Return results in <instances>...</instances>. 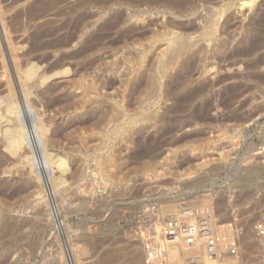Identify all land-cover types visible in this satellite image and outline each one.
<instances>
[{"label":"rangeland","instance_id":"obj_1","mask_svg":"<svg viewBox=\"0 0 264 264\" xmlns=\"http://www.w3.org/2000/svg\"><path fill=\"white\" fill-rule=\"evenodd\" d=\"M1 1L0 2L3 4V6L1 4V7H3V19L6 16L8 18L7 19L5 17L6 22L9 23L11 21V15H13L15 12L14 9H21V7L19 6H21L23 3L17 4L18 0H12L14 1L13 3L11 0H5V2L4 0ZM56 1H59L60 3L63 1L61 3L62 5H59L61 8H66L68 7V3L70 6L71 4H73V2H75V0H66V2H64V0ZM115 1L116 0H113V2H111L109 6L111 12H108L109 17L107 16V19H109L114 14L123 13L127 18H130V23L125 26V29H128L132 26L139 29L142 24H145L144 26L147 27L148 23L151 24L153 22H156L160 18V16L157 17L156 15H139L140 13L137 12V9L130 8L129 6H122L119 4V2ZM93 9L95 8L85 9L87 10L88 14L92 12V15L90 14L89 17H96L95 19L88 18V21L86 20V24L88 26L85 25L87 26V28L84 27L86 28L84 30V33H86L87 35L89 32H95V30L98 31L101 28V25H103L102 23L107 20H101V22L100 19H98L101 16L99 14L100 8H96L94 11H92ZM8 10L9 12H7ZM201 11L202 13H200L202 15L206 14L205 12H207L204 10ZM232 13L233 25H235L234 28H239L243 23H248L249 20L246 18L247 15H249V12L247 11V9L242 13H239L237 11L234 12L233 10ZM244 13L245 16L243 17ZM143 18L147 19L145 23H142L141 21H139L138 24L136 23L137 20H141ZM90 19L91 21L90 23H88ZM95 20L98 22H96L97 24L94 23ZM2 27L3 24L0 21V40L2 41L1 43L3 45L2 49H4L3 53L6 59H8L6 60V65L8 64L7 67L8 71L10 72L8 74V77L10 78H5V76L7 77L8 72L4 76L5 79L0 78V86H3L1 88L2 90L0 95L5 98L0 99L2 100L1 104L2 102L5 104H3L2 107H6L9 101H11L9 102V104H13L15 102V104L13 105H17L18 107H21L22 104L26 102L31 104L33 103L32 105H30L32 106L31 112L34 111L33 114L36 116L40 126L42 120L44 121L46 119L48 121V118L50 119L49 122L51 123H49L50 125L47 126L50 127L48 128L50 132H48L45 137L43 136V157H48L49 155L50 163L52 162L50 164L52 171L50 173V179L48 177L46 180L45 177H43L41 174L33 173L31 165L28 163V161L25 160V163L24 161H21L22 159L24 160V158L27 159L26 157L29 156V154H27L29 151L26 148H23L21 151H19V154L17 153V155L15 156L11 155L10 158V152L7 150L5 144L4 129H6V127L12 126V123H14L15 121L16 122L14 124H16L17 119H14L18 116L12 114L13 117H15L13 118L10 114H8L10 116L9 118V116L6 115V117L4 118L5 120H2V122L4 123H0L3 124V126H0L4 131L2 132V129L0 131V157L6 155L4 157V160H6V166L4 163L2 168H0V184L1 182L2 184L4 183V185H0V188L1 186L2 188L3 186L7 188V181L9 185V193L8 191L3 193L1 190L2 188L0 189V193L2 192L0 194V264H99L101 261V264H114L115 262L118 264V262L120 261V264H126V262L127 264H130L129 262H131L133 259L132 255H138V253L140 254L138 255V257H141L140 260L143 258L141 260V263L139 260L138 263L145 264L147 248L157 235L156 230L157 228H159V223L161 224L163 218H165L166 216V213H164L165 215H162V212L167 206L176 205L179 209L181 206H183V204H206L209 202H212L215 207L216 221L219 223L221 221H228L227 223L232 226L231 228L233 241L235 240L232 245L236 244L240 251V255L237 258H233L228 256V250L232 245L227 247L224 251V258L228 259L227 262L233 260H236L238 264H257L261 262V258H259L261 257V250L260 248L255 247L256 243L254 240V225L255 222L259 219L260 214L264 212V87L255 90L252 89V91L249 90L246 91V93L243 92L242 94H245H240L242 96H239V101H237V103L228 106L220 103V100H218V96L220 99V92L219 89H216L215 91H212L210 93V96L215 97V103L207 107L208 109H201L200 107L195 106L186 108L188 109V111L185 110V108L181 109L180 111L174 107L172 102L164 105L163 103L157 104V100H152L148 105L144 107L145 110L140 109L138 111L131 112L129 115H132V113H140L141 115L145 116H153L154 113L152 112L159 110L157 116H162L164 119H161L159 121L153 120L149 123L139 124L137 128H140L141 130L136 134L137 136L135 135L133 137V140L131 141L132 149L130 150H127L124 147L128 140H126V136V138H124L113 134L116 130L125 125L124 121L116 122L114 123V125L112 124L113 122L107 123L106 127L108 125V128L104 127L103 129L106 130V133L105 131H101L103 126L96 127L94 126V122L84 124L80 129H77V127L79 128V126H74L66 130L62 139L57 137L58 139L55 138V142H52L50 138L53 136V134H55V129L57 130L61 127L67 128L69 123H77L80 122L81 118V121L85 120L84 118H87V116H84L80 119H74L75 115L73 116L71 114L64 113V105L66 104L64 102L66 100V96H70L71 100L78 99L82 93L81 90H74L73 88H70L73 82L85 79L84 82L86 84H91L93 82L96 83L98 82V79L101 76L103 78L105 74L103 82L99 81L97 83L98 91L95 92V94H93L91 97L94 100L98 99L101 101L107 100V97L111 99L112 97L113 99H117L120 91H122V83L120 84V82L126 79L124 78L126 77V74L124 75V73L126 72L125 69H127V66H129L128 64H126L125 57L130 56L131 53H134L135 51L137 52L138 49L142 50L143 48H141V46H139V48L138 46L131 48L132 46L130 44L129 47L126 48L125 45H128L123 44V40L125 41L126 39H119L122 31H112L110 33L108 32L107 39L106 37L103 38L104 40L102 39L103 43L105 44H101L102 42L100 41L101 47L98 48L99 50H97V52L93 56H90L86 60H81L78 63L70 61V63L68 61L64 62V65L61 66L62 68L60 67V69L58 68L55 69L56 71H53L52 68L55 67L53 66L55 65V62H57L59 58H62V56L70 53L71 51L64 50L60 53H57L58 55H49L51 59H48L47 61H41V59L39 58V55H42V53L34 54L31 57H25V53H27L26 50H29L30 45L28 42L26 43V45L24 41H21L20 37V39L18 38V36H21L20 34H22V32L17 33L14 29H12V32H14V34L11 35V38L13 37L12 40H15L14 43L19 48V51H17V55H21L20 64L22 69L26 70L27 67L33 65L35 66V64L38 62L37 64L40 65L36 66L39 68L38 71L40 73V76L35 79L37 80L34 81L36 82L35 85H41L42 80L40 79H42L41 77L43 76L49 79L44 83L45 86L42 85L43 88L41 86H39L40 88L38 86L36 87L31 83L29 84L34 86V88L32 86L24 87L19 79L18 70L15 69L16 67H14V61L10 59L11 55L10 51L8 50L9 47H7V41L5 40V31ZM117 40L119 42L121 40L122 41L119 43ZM113 41H116V43H114ZM4 42L6 45L4 44ZM125 42L127 43V40ZM144 43L146 44V42ZM122 46L123 48H125L123 49ZM72 47L76 48L77 44L74 43ZM129 48H131L132 50ZM134 49L135 51H133ZM37 57L38 59H36ZM0 59V64L1 61L3 64L2 56H0ZM29 60L32 62V64ZM122 62H124L125 64H123ZM116 63H119L118 65L120 67L118 66V68L119 70H121L120 72L119 70L114 72L115 74H108L105 72V69L107 70L106 67L110 66L109 68H112V64ZM2 64L0 65V72L1 69L2 72H5L3 71L5 69H3L4 65ZM66 71L67 73H65ZM56 72H58L59 75ZM61 72H64L65 74ZM117 72L119 75L122 73L123 77H118V74H116ZM60 74H62V76ZM109 75L110 77L108 78L112 79H106L112 80L110 81L112 82V84L110 85H113V87L102 85L104 83L105 77ZM47 76L52 78L50 79ZM215 78L213 77L212 73L205 74V79H207V82ZM119 79L122 81H119ZM10 83L14 84H12L11 86ZM31 87L32 89H30ZM51 88L55 89L60 94L59 96L56 92V96L60 99V103L55 108H49L48 104L45 103L46 101L44 100V102L42 99L43 96H46V93L48 92L47 90ZM117 88H119V90H117ZM63 89H67V91H64ZM11 90L13 91L11 92ZM43 93H45V95ZM26 94H29V96L31 97H28V95L26 96ZM50 98L53 97L51 96ZM5 100L6 102H4ZM16 102L19 103L16 104ZM97 108L102 109L103 107L99 106ZM171 110L173 112L170 113L169 111ZM166 111L169 113H167ZM177 111H180L179 113L181 114L179 115V113H176ZM166 113L169 115H167ZM176 115L179 116L175 117ZM185 117L192 118H189L190 120L186 118L185 120ZM11 120H13L14 122ZM46 120L44 122H46ZM188 120L190 121V123H188ZM183 121L187 122L184 123ZM172 122L174 125L172 124ZM179 122L182 125L185 124L186 126H182ZM57 123L59 124V127ZM166 124H168V126ZM53 127L55 129H53ZM173 128H175L176 130ZM81 136L88 139L86 145L81 144V142L79 141ZM45 138L47 141L45 140ZM122 138L125 139L126 142H124V140L122 141ZM68 141L70 144L68 143ZM128 142L130 141L128 140ZM148 142H152L154 143V145L157 144V147L155 149L156 151H151V154L147 152L145 153L146 155L143 154V156L137 153L140 152V146ZM120 146H122L123 148L121 147V152H118L117 150H119ZM45 149L48 153H46ZM113 152L118 155V159L126 160V164L123 165L120 169H113V172L118 174V177L114 179H112L113 177H110L109 174L108 176H106L107 174L103 173V171L101 170H99L101 171L100 173H102V175L100 176V173L97 174V172L99 171H97L95 167V156L104 154L107 155ZM63 154H65V157L63 158H65L67 163V168H65L64 172L58 169L59 166L57 165L59 157L64 156ZM7 155L9 156L7 157ZM136 157L139 161L138 163L136 162ZM54 160L55 163H53ZM21 162L24 164L22 165ZM79 163H81L80 166ZM20 164L21 167L18 166ZM13 165H17L18 169H16L17 167H13ZM27 170H29V176ZM250 170H254V174L249 175ZM8 172H11L13 174ZM17 172L18 174H20L18 175ZM104 175L108 179L103 177ZM60 178L62 179L61 181H63L62 184H59L61 183ZM53 179L55 180V182H57V179H59V182L57 183L59 189L57 188V186H53ZM21 182H23V184L25 183V185L28 184L30 190H28L29 188L27 187V185H24L25 187H27V193H22L15 197L7 196L11 194L13 195L12 192H14L17 187L19 188L20 186H22ZM14 184L18 185L17 187L15 186V190ZM68 194L70 197L68 196ZM9 198L11 199L9 200ZM2 200L5 202H3ZM64 204L66 206L65 208ZM72 204H74V206ZM34 206H36L35 209ZM38 216H42V218L36 220L35 218H38ZM46 217L48 219H46ZM49 218L54 219L51 220ZM92 218L94 221L92 220ZM27 219L29 221L32 220L33 222H35L36 226L33 228L30 227V229H28L30 231L24 232V236L22 235V233L20 235L18 233L6 235L7 233L4 232V228L8 224V222L12 220L24 221ZM53 220L56 221L53 222ZM246 220H249L250 226L252 228V230H250V226L248 227V231L250 233L248 235L250 237L248 238L249 241H246L248 243L242 241V235L247 230L245 225ZM65 227H67L68 230ZM70 231L72 233H70ZM86 234L89 236H87ZM252 235L253 237H251ZM6 236L8 237L6 238ZM20 236L22 238H20ZM4 238H6L5 241ZM86 242H88L89 244L87 243L86 245ZM244 243L251 245L249 246L250 249L247 248L248 245L245 246ZM100 245L101 247H99ZM77 247H80V249L83 248L84 250H80ZM110 248L112 249V253H110ZM251 248L254 252L250 251L252 250ZM74 250L75 253L76 251H78V259L76 260L75 255L72 254ZM113 251L115 255H113ZM45 252L48 253L46 254ZM115 252H118L120 256ZM249 252L252 253L250 254V256L248 255ZM109 254H112L111 259L108 258ZM123 256H125L126 258ZM128 256H130L131 258H128ZM100 257H103L105 259ZM116 257H119V260L118 258L116 259ZM120 257L123 259L120 260ZM257 258L260 260H258ZM96 259L99 260V263L98 261H96ZM17 260L18 263H16ZM77 260H80L79 263L77 262Z\"/></svg>","mask_w":264,"mask_h":264},{"label":"bare ground","instance_id":"obj_2","mask_svg":"<svg viewBox=\"0 0 264 264\" xmlns=\"http://www.w3.org/2000/svg\"><path fill=\"white\" fill-rule=\"evenodd\" d=\"M1 2H0V18H1L0 21L3 24L2 28L5 31V37H6L5 40L7 41L6 43L8 44L7 47H9V49L8 48H5V49H8L10 51V55H11L10 59H12L14 61V65H15L14 67H16L15 69L18 70L19 79H20V81L24 87H28V86L30 87L32 85L36 86L35 85L36 82H34V81H37L35 79L40 76V73L38 71L39 68L36 65H40V64H37L38 63L37 62L35 64V66L33 65L30 67H27L26 70L22 69L21 64H20L21 63L20 62V60H21L20 56L21 55L20 56L17 55L18 54L17 51H19V48L14 43L15 40L14 41L12 40L13 37L11 38V35L14 34V32H12V29H14L15 32H17V33L22 32L23 35L20 34L21 36H18V38L20 37L21 41H24L25 44L28 42L30 45L29 50L28 51L26 50L27 53H25V57H31L34 54L42 53V55H39V58L41 59V61H47L48 59H51L49 55H51V56L54 54L56 55L57 53H60L64 50H70L71 51L70 53L62 56V58H59V60H57V62H55V65H53V66H55L54 68H52L53 66L50 67V68H52L53 71H56L55 69H58V68L60 69V67L64 65L63 64L64 62L70 61V62L78 63L81 60H86L90 56H93L97 52V50H99L98 48L101 47L100 43L102 42L101 44H105V43H103L102 39L104 37H106V39H107L108 32L110 33L112 31H122L119 39L122 38V40L123 39L127 40V43L125 42L126 40L125 41L123 40V44L128 45V46L125 45L126 48L129 47V44L132 46L131 48H134L137 46H138V48H139V46H141V48H143L142 50L136 48V49H138L137 52L134 49L133 50V51H135L134 53H131L130 56L125 57L126 64H128L129 66H127L128 70L125 69L126 72L124 73V75L126 74L125 75L126 77H124L126 79H124L123 81L120 80L122 78L119 79V81H122V82H120V84L122 83V91H120V94L118 93L119 96L117 99H113V97H112V99L107 97V100L101 101L98 99L94 100V99H92L91 96L93 94H95V92L98 91L97 83L99 81L103 82V78L105 76L104 73L106 72L108 74L109 73L113 74L114 72L119 70L118 64L120 62L118 64L117 63L112 64V66H113L112 68H109L110 66L106 67L107 70L104 68L105 72L103 73L104 74L103 78L101 76L99 78L100 80L98 79V82H96V83L93 82L91 84L90 83L86 84L84 82L85 79L73 82V84L71 85L70 88L71 89L73 88L74 90H81L82 93L78 99H72L71 100L70 96H68V95L66 96V100L64 102V103H66L64 105L65 108L63 107L64 111H65L64 113H68V114H71L73 116L75 115L74 119H76V118L80 119L81 117H84V116H87V118H84L85 120H82V121H81V119H82L81 118L80 122H77V123L71 122V123H69V125L67 124L68 125L67 128L61 127V128H58L56 130L53 127V129H55L56 132H54L55 134H53V136L50 138V140L52 142H55L54 139L57 137L62 139L66 130H68L69 128H72L74 126H79V128L77 127V129H80L81 126H83L84 124L94 122L95 123L94 126H96V127H102L103 126L101 131H105V133H106V130H103V129H104V127H106L107 123L113 122L112 124L114 125V123H116V122H123L124 121L125 125L120 127L113 134L118 135L120 137H124V138L127 137L126 140L128 139L130 142H128V140H127V143L124 147H125V149L130 150V149H132L131 141L133 140V137L141 130L140 128H137L139 124L149 123L153 120L159 121L161 119H164L162 116H157L159 110H156L155 112L153 111L152 112V113H154L153 116L151 114H150L151 116H148V115L145 116V115H141L140 113L139 114L132 113V115H129L131 112H135V111H138L140 109L141 110L144 109V107L146 105H148L150 103V101H152V100H154V101L157 100L156 101L157 104L163 103L164 105H167L169 102H172L176 109L181 111V109L185 108V110L188 111V109H186V108H189V107L191 108V107L196 106V107H200L201 109L202 108L205 109V108L209 107L210 105H212L213 103H215L214 102L215 97L210 96V93L212 91H215L216 89H219V92H220L219 93L220 99L218 96V100H220V103L228 106V105H233L234 103H237V101H239V96L244 95L246 93V91H249V90L252 91V89L255 90V89L264 87V0H116L115 2H119V4L122 6H129L130 8L137 9V12L140 13L139 15L143 14V15H149V16L156 15L157 17L160 16L159 20H157L156 22H153L151 24L148 23L147 27L144 26L145 24H142V26L139 29L135 28L133 26L129 27L128 29H125V26L130 23V18H127L123 13H117V14H114L112 16L110 14L111 17L109 19H107V16L109 15L108 12H111L109 6H110L111 2H113V0H78V1L75 0V2H73V4H71L70 6L68 3V7H66V8H61L59 6L63 1L60 3L59 1H56V0H34V1L18 0L17 4L18 3H23V4L21 6H19V7H21V9H19V10L12 8L15 10V12L13 11L14 14L11 15V18H10L11 21L9 20L10 21L9 23L6 22V19H5L6 16L5 15H4L5 17L3 19V14H2L3 13L2 12L3 7H1V4H2ZM4 2H5V0H4ZM13 2L14 1H12V3ZM64 2H66V0H64ZM65 5H67V4H65ZM2 6H3V4H2ZM86 8H88V9H92V8H95V9L98 8L99 9L100 8L99 9L100 13L99 12L98 13L101 16L98 19H100V21L101 20L105 21V19H107L104 23H102L103 25L100 24L101 28L98 31L95 30V32L94 31L89 32L88 35L86 33H84V30L88 26L86 24V22L88 21V18H91V16L89 17V15L92 12L88 14L87 10H85ZM95 9H93L92 11H94ZM246 9L249 12V15H247V18H246L249 20L248 23H246V24L243 23L239 28L238 27L234 28L235 25H233V13H232V11L234 10V12L237 11L239 13H242ZM9 10L7 12H9ZM201 10L207 11V12H205L206 14L202 15ZM244 16H245V13H244L243 17ZM92 18L95 19L96 17L92 16ZM91 19L89 20L88 23H90ZM146 20L147 19L143 18L141 20H137L136 23L138 24L139 21H141L142 23H145ZM96 22L97 21L95 20L94 23H96ZM83 24H84V26H83ZM85 25H87V26H85ZM94 26H95V24H94ZM84 27H86V28H84ZM90 27H92V26H90ZM17 41H18V39H17ZM1 42L2 41L0 40V56H2V60H3V64H2V61H1V64L4 65L3 69H5V70H3V71H5V72H2V69H1L0 78L5 79V78H10V77H8L9 76L8 74L10 72L8 71V67H7L8 64L6 65V60H8V59H6V57L3 53L4 49H2L3 45ZM113 42L116 43V41H113ZM144 42H146V44ZM74 43L77 44L76 48L72 47V45ZM4 44H5V42H4ZM17 44H18V42H17ZM122 48H123V46H122ZM131 48H129V49H131ZM22 55H23V53H22ZM127 55H128V53H127ZM54 57H56V56H54ZM36 59H38V57ZM53 59H55V58H53ZM122 63L125 64L124 62H122ZM31 64H32V62H31ZM28 65H29V63H28ZM121 66H123V65H121ZM40 68H41V66H40ZM17 70H15V71H17ZM52 70H49V71H52ZM120 71L121 70H119V72ZM127 71H129V72H127ZM40 72H42V71H40ZM78 72H81V71H78ZM6 73H7V77L5 76ZM56 73L58 74V72H56ZM61 73L65 74V73H67V71L65 73L64 72H61ZM207 73H212L213 77L215 78V76H216V78L207 82L206 81L207 79H205V74H207ZM116 74H118V72ZM54 75H56V74H54ZM60 75L62 76V74H60ZM4 76H5V78H4ZM49 76H47V77H49ZM117 76L123 77V74L121 73L120 75L118 74ZM196 76H197V78H196ZM75 77H77V76H75ZM108 77H110V75L105 77L104 83L102 84L103 86H106V85H107V87L111 86L110 84H112V82H110V81H112V80H107V79H112V78H108ZM41 78H42V79H40V80H42L41 85L37 84V86L38 87L41 86L43 88V86H45L44 83L47 82V80H49V79L44 77V76ZM49 78L51 79L52 77H49ZM29 83H31L32 85H30ZM10 84L12 86V84H14V83H10ZM34 86H32V87L34 88ZM2 87L3 86H0V93H1ZM32 87L30 89H32ZM111 87H113V85ZM48 88H49V86H48ZM25 89H27V88H25ZM51 89H53V88H51ZM51 89L47 90L48 92L45 91V92H47L46 96H43L44 98L42 97V99H43V101L44 100L46 101V102L45 101L44 102L48 104L49 108H55L60 103L59 102L60 99L57 98V96H56V94L58 92L55 89H53V90H51ZM13 90H11V92ZM117 90H119V88H117ZM120 90H121V88H120ZM64 91H67V89ZM243 92H245V93L242 94ZM43 94L45 95V93H43ZM240 94H242V95H240ZM27 95H28V97H31V96H29V94H26V96ZM58 95L60 96L59 93H58ZM64 95H66V94H64ZM51 96L53 98H50ZM61 96H62V94H61ZM28 97H27V99H28ZM243 97H245V96H243ZM6 98H10V97H6ZM0 99H5V98H3L1 96ZM35 100H37V99H35ZM1 101L2 100H0V123H4V122H2V120L8 114H10L12 117H13V115L18 116L17 118L13 117V118H15L14 120L17 119V123L14 124L16 121L14 122L13 120H11L14 123L11 122L12 126L6 127V129H4L5 132L3 131L2 127H1V126H3V124H0L1 125L0 131L2 129V132L5 133V134L4 133L3 134L5 135L6 148L10 152L9 153L10 158H11V155L15 156V155H17V153L19 154V151H21L23 148L28 149L29 152L27 154H29V156L26 157L27 159H25L24 158L25 156H24L23 157L24 160L22 159L21 161L22 162L24 161V163H25V160H27L28 163L31 165V169H32L33 173L41 174L43 177H45V180L48 177L50 179V173L52 171L50 164L52 162L50 163L49 155H48V157H43V151H44L43 136L45 137V135H47L48 132H50L48 129L50 127H47L48 125H50L49 123H51V122H49L50 119L48 118V121L45 119L47 123L44 122L45 120L44 121L42 120V123L40 126L36 116L33 114L34 111L31 112L32 106H30V105H32L33 103L31 104V103L26 102V103L22 104L21 107H18L17 105H13V104H15V102L13 104L12 103L9 104V102H11V101H9L8 105L3 108L2 106L4 103L2 102V104H1ZM16 101H17V99H16ZM4 102H6V100ZM17 103H19V102H16V104ZM216 103H217V101H216ZM246 103H247V101H246ZM47 104H45V105H47ZM99 106H102L103 108L98 109L97 107H99ZM28 107H29L30 111H29ZM220 107H222V106H220ZM209 111H210V109H209ZM169 112L171 113L173 111L171 110ZM169 112H167V113H169ZM179 112L177 111L176 113H179ZM174 113H175V111H174ZM206 113H207V111H206ZM180 114L181 113H179V115ZM167 115H169V114H167ZM178 116L176 115L175 117H178ZM9 118H10V116H9ZM186 118H188V117H185V120H186ZM204 119H205V117H204ZM39 122H41V121H39ZM186 122H184V123H186ZM188 123H190V121ZM172 124H173V122H172ZM166 125L168 126V124H166ZM183 125L186 126L185 124H183ZM170 126H171V124H170ZM58 127H59V124H58ZM106 128H108V125ZM170 128H172V127H170ZM173 129H175V128H173ZM175 130H173V131H175ZM4 135H3V137H4ZM160 139H162V138H160ZM45 140H46V138H45ZM121 140L122 141L124 140V142H126L125 139H123V138ZM79 141L81 142V144L86 145V142L88 141V139L81 136ZM66 142H67V140H66ZM152 142H148L144 145L140 144L141 145L140 149H139L140 152H137V153H139L143 156V154H145L147 152L150 153L151 151L155 150L157 147L156 146L157 144L154 145V143H152ZM68 143H69V141H68ZM132 143H134V142H132ZM81 144H80V146H81ZM122 146L119 147V150H117L118 152H121L120 149L123 148ZM163 147H164V145H163ZM84 151H86V150H84ZM46 153H48L47 150H46ZM107 153H109V152H107ZM139 154H138V156H139ZM9 155H7V157ZM63 155L64 156L59 157L58 162H57L58 163L57 165L59 166L58 169L62 170V172H64L65 168H67L66 167L67 166L66 160H65V158H63V157H65V154H63ZM5 156L0 157V168H2L4 163L6 166V160H4ZM10 158H9V160H10ZM20 159H21V157H20ZM52 159H53V157H52ZM136 159H137V157H136ZM18 161H20V160H18ZM94 161L96 162V164H95L96 170L97 171H99V170L103 171V173L107 174L106 176H108V174H109L110 177H113L112 179L118 177V174L113 172V169H120L127 162L126 160L118 159V155H116L115 152H113L111 154H107V155L104 154V155L95 156ZM136 162L137 163L139 162L138 159ZM24 163H22V165ZM53 163H55V160ZM8 165H9V163H8ZM80 165H81V163H79V166ZM18 166L21 167V164ZM18 166L13 165V167H17L16 169H18ZM24 166H26V165H24ZM75 166H76V164H75ZM27 171H28V176H29V170H27ZM101 171L97 172V174H99ZM254 172H255L254 170H250L249 175L254 174ZM8 173H11V172H8ZM11 174H13V173H11ZM17 174H18V172H17ZM76 175H74V176H76ZM101 175H102V173H100V176ZM103 177H105V175ZM106 179H108V178H106ZM57 180H58L57 182H55V180L53 181V186L54 187L57 186V188H58L57 183L59 182V179H57ZM61 180L62 179L60 178V181ZM21 183H22V186L19 185L20 186L19 188L17 187L18 185H16L17 183L14 184V190H15V186L18 189L16 188V190L14 192H12L13 195L11 194V195H7V196H14L15 197V196H18L22 193H27L28 191H26V190H27L28 184H26L27 187H25L26 186L25 183L24 184H23V182H21ZM62 183H63V181H61V183H59V184H62ZM1 184H2V182H1ZM2 185H4V183ZM6 185H7V188L4 186H3V188L1 186L2 189L0 188L3 193H5L7 191L9 193V185H8L7 181H6ZM28 188H29L28 190H30V187H28ZM49 189H50V187H49ZM54 190H55V188H54ZM59 194H60V192H59ZM68 196H69V194H68ZM57 197H59V196H57ZM7 199H8V197H7ZM10 199L11 198H9V200ZM3 202H5V201H3ZM65 203H66V201H65ZM60 204H62V203H60ZM72 205L74 206V204H72ZM35 207L36 206H34V209H35ZM65 207L66 206L64 204V208ZM76 207H78V206H76ZM103 210H104V208H103ZM177 211H178V208L176 205H173V206L169 205L163 210L162 215L164 213L168 214V213H174ZM100 214H103V213H100ZM51 217H52V214H51ZM39 218H42V216L41 217L38 216V218H35V219L37 220ZM46 219H48V218L46 217ZM49 219H51V218H49ZM52 219H54V218H52ZM92 220H93V218H92ZM54 221H56V220H53V222ZM227 222L228 221H223V222L221 221L219 223L216 221V223L214 224L215 234H216V237L218 238L220 250L222 253V260H220L219 262H223V264H238V262L236 260L227 262L228 259L224 258V251L226 250L227 247H229L234 242L233 241L232 228H231L232 226L230 224H228ZM245 225H246L247 230L242 235V241L243 242L249 241L248 238H250L248 236L250 234L248 231V227L250 226L249 220L245 221ZM35 226H36V224L32 220L31 221H29L28 219L24 220V221L12 220V221L8 222V224L5 226L4 232L7 233L6 235L17 234V233L19 235L22 233V235H23L24 232L30 231V230H28V229H30V227L33 228ZM37 227H38V225H37ZM158 227L159 228H157L156 231H159L160 223H159ZM65 228L67 229V227H65ZM250 228H251V226L249 227V229ZM25 229H27V230H25ZM69 230H71V229H69ZM250 230H252V228ZM73 231H74V229H73ZM33 233H37V232H33ZM70 233H72V232L70 231ZM87 236H89V235H87ZM7 237L8 236H6V238ZM251 237H253V235ZM6 238H4V241L6 240ZM9 238H11V237H9ZM20 238H22V237L20 236ZM34 238H35V234H34ZM1 242H2V240H1ZM69 242H70V240H69ZM87 243L88 242H86V245H87ZM246 243H248V242H246ZM91 245H93V244H91ZM246 245H248V244H245V246ZM249 246H251V245H248L247 248H249ZM99 247H101V245ZM255 247L260 248L257 244H255ZM77 248L80 249V247H77ZM81 249L84 250L83 248H81ZM76 250H78V249H76ZM165 250L167 253L166 255H167L168 264H188V259L190 257H197L200 261V264H209L207 262L206 257H205V240H203V239H200L196 244L190 245V246H188L184 243H168L165 245ZM70 251H72V250H70ZM250 251L254 252L253 249ZM77 252L78 251H76V253H75V250H74V252L72 253L73 255H75V260L78 259V253ZM251 252H249V254H248L249 256H250V254H252ZM110 253H112V249H111ZM115 253L119 254L118 252H115ZM113 255H115L114 251H113ZM138 255H140V254L138 253ZM138 255H136V254L132 255L133 259L129 263L130 264H139L138 260L141 263V260L143 258L140 260L141 257L140 256L138 257ZM64 256H65V254H64ZM119 256H120V254H119ZM130 256H128V258H131ZM141 256H142V254H141ZM47 257H49V256H47ZM111 257H112V254H109L108 258L111 259ZM123 257H125V256H123ZM100 258H103V257H100ZM114 258H115V256H114ZM114 258H112V259H114ZM117 258L119 260V257H116V259ZM98 259H99V257H98ZM98 259H96V261H98V263H99ZM103 259H105V258H103ZM121 259H123V258L120 257V260ZM258 260H260V259H258ZM79 261L77 260L78 263H79ZM47 262H48V260H47ZM120 262H118V264H120ZM16 263H18V260ZM43 263H44V261H43ZM68 263H69V261H68ZM101 263H102V261L99 264H101ZM109 263H111V262H109ZM259 263L264 264V263H262V261ZM259 263H257V264H259ZM126 264H127V262H126Z\"/></svg>","mask_w":264,"mask_h":264},{"label":"built area","instance_id":"obj_3","mask_svg":"<svg viewBox=\"0 0 264 264\" xmlns=\"http://www.w3.org/2000/svg\"><path fill=\"white\" fill-rule=\"evenodd\" d=\"M215 223L216 213L212 202L183 204L177 212L168 213L163 218L159 231H156V237L147 248L145 264H168L165 250V245L168 243H184L190 246L196 244L200 239L205 240L207 262L223 264V262H219L222 260V253L214 230ZM254 240L260 247V258L264 263V212L255 222ZM228 251L230 257L237 258L240 255L236 244L232 245ZM188 264H200V261L197 257H190Z\"/></svg>","mask_w":264,"mask_h":264}]
</instances>
